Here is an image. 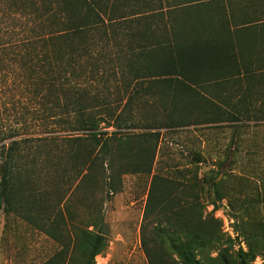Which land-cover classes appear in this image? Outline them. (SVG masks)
Returning <instances> with one entry per match:
<instances>
[{
	"label": "trees",
	"instance_id": "1",
	"mask_svg": "<svg viewBox=\"0 0 264 264\" xmlns=\"http://www.w3.org/2000/svg\"><path fill=\"white\" fill-rule=\"evenodd\" d=\"M175 1L0 0V207L14 213L25 206L23 163L32 152L53 159L63 144L69 159L107 163L111 172L115 156L124 160L126 155L138 173L144 162L153 166L161 129L242 121L240 115L248 109L231 112L222 89L243 83L251 91L264 77V41L257 35L250 41L233 37L230 15L237 19L236 34L264 33V0H248L249 8L225 6L217 26L204 22L217 21V15L208 18L203 8L224 0ZM172 12L182 21L173 20L169 27ZM207 30L214 35L208 37ZM249 96L244 93L242 98L247 101ZM112 97L117 111L110 108ZM144 98L153 99L163 115L150 126L137 107ZM53 126L71 134L55 136ZM36 127L42 135H31ZM111 128L114 132H108ZM137 128L144 130L125 132ZM234 128L241 134L243 125ZM229 159L219 157L213 169L202 178L193 174L191 182L157 174L153 178L144 221L154 215L155 196L160 198L159 214L176 216L177 222L172 224L168 216L167 226L156 230L182 264H249L258 255L264 258V229L261 242L250 237L248 252L237 253L231 239L223 241L217 229L202 226L208 220L217 223L210 216L203 220V207L218 211L224 200L238 219L231 192H255L246 200L250 208L264 202V178L256 170L251 174L258 178L234 175ZM192 161L197 169L206 162L199 152L192 154ZM79 173L76 190L94 177L92 170ZM187 189L198 193L189 198L185 220L171 206L180 202L175 192ZM109 190L118 191L115 185ZM202 194L206 198L200 203ZM93 226L94 231L80 229L76 234L78 252L85 256L82 264H95L108 246L103 216ZM217 247V256L210 257Z\"/></svg>",
	"mask_w": 264,
	"mask_h": 264
},
{
	"label": "rangeland",
	"instance_id": "2",
	"mask_svg": "<svg viewBox=\"0 0 264 264\" xmlns=\"http://www.w3.org/2000/svg\"><path fill=\"white\" fill-rule=\"evenodd\" d=\"M175 3L173 0L172 5H176ZM247 3L248 0L208 3V6L203 8L207 7L205 14L208 18L217 15V21L204 22H211L212 26H217L221 9L224 10L225 6L249 8ZM181 19L180 14L172 12L167 25L170 27L173 20L180 22ZM235 20L230 15L229 26L233 37L250 41L257 35L264 41L262 32L236 34ZM206 34L208 37L214 35L211 30H207ZM241 87L246 90L239 92ZM222 91L226 100L230 102L228 109L231 112L239 108L248 109L245 115H240L242 121L161 129L162 141L153 166L150 167L144 162V167L141 166L143 169L139 167L138 173H133L136 164L126 155L124 160L115 156V168L111 172L107 163L102 165L88 161L89 163L84 164L85 160L82 158L69 159L64 152L68 146L64 147L63 144L62 146L58 144L60 148L58 150L56 148L57 156L53 159H44L45 155L40 157L39 154L32 152L29 159H25L23 163L25 191L21 197L25 200V206L19 207L14 213L7 212L4 206L0 207V264H82L85 256L78 252L76 234L80 229L94 231L93 224H98L102 216L108 246L102 255L96 257L95 264H182L171 251L170 243L156 230L157 227L167 226L169 221V215L164 218L163 214H159L160 198L155 196L154 215L148 218V223L144 221L154 176L157 174L177 182H191L193 174L198 173V177L202 178L214 168V162L219 157L226 155L234 165L236 163V166H232L234 175L258 178L251 174L256 170L255 174L259 173L264 178V77L255 81L251 91L243 83L230 84ZM244 93L246 97L247 94L250 95L247 101L242 98ZM240 100L243 101L239 103ZM117 104L116 99L112 97L110 108L117 111L115 109L118 107ZM137 107L141 118L146 121V126L163 118L160 106L153 99L144 98L137 103ZM241 124L243 128L240 134L239 131H235L234 126ZM39 129L38 127L32 129L31 135H42L37 132ZM50 130L57 131L55 136L71 134L55 126ZM143 130L137 128L125 132L137 134ZM108 132H114V129H108ZM195 152L201 153L206 160L205 163L198 165V169L192 161V154ZM127 164L129 165L126 166ZM120 166L125 169H119ZM85 170H92L94 177L84 181L81 188L76 190L77 182L81 181V178H78L79 172ZM244 182H240L241 185H244ZM112 185H115L117 192L109 190ZM179 189L184 188L179 186ZM175 193L179 196L177 200L180 202L172 203L171 207L181 212V216L187 220L186 216L190 214L185 212V209L191 201L189 198L198 192H190L187 189V192ZM254 193L231 192L232 200H236L234 211L238 219L233 218L229 200H224L218 211L213 212V206H205L201 211L203 220L210 216L217 221L203 222L204 229L207 231L217 229L223 241L231 239L233 251L237 253L242 250L248 252L247 240L250 237H257V241L261 242L259 236L261 229H264V202L261 201L252 208L246 203L248 197ZM205 194H202L200 203L205 201ZM176 222L177 217H171V223ZM219 248L221 247L212 251L210 257L215 258ZM249 264H264V258L258 255Z\"/></svg>",
	"mask_w": 264,
	"mask_h": 264
}]
</instances>
